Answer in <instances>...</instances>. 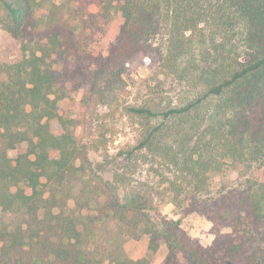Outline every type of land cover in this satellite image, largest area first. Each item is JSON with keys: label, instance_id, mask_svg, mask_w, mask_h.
<instances>
[{"label": "trees", "instance_id": "1", "mask_svg": "<svg viewBox=\"0 0 264 264\" xmlns=\"http://www.w3.org/2000/svg\"><path fill=\"white\" fill-rule=\"evenodd\" d=\"M110 2L97 1L102 27ZM115 5L123 23L94 79L104 77L111 89L135 55L155 52L168 85L160 88L164 96L125 107L142 127L126 155L160 149V169L168 173L164 179L174 187L176 202L208 190L207 173L226 163L264 173V0H116ZM64 6V1L47 6L44 0H0L3 26L14 37L21 38L29 23L41 27L39 39L22 45L28 51L22 59L0 63L6 76L0 82V218L13 215L12 224H0V264H97L84 256L83 234L65 211L81 179L76 161L85 146L75 141V118L60 108L66 93L55 87L67 71L59 64L76 32L78 7ZM85 15L86 21L92 17L87 10ZM108 64L121 67L107 73ZM22 143V152L8 154ZM52 149L58 151L55 158ZM237 192L212 210V221L232 230L216 232L211 245L188 236L180 218L161 217L143 223L150 237L144 257L119 255L106 264H152L156 236L167 245L162 264H264V235L253 242L239 232L246 218L264 222V181L246 195ZM73 198L80 205V195ZM144 201L138 192L124 194L120 203L116 199L121 211H140Z\"/></svg>", "mask_w": 264, "mask_h": 264}, {"label": "rangeland", "instance_id": "2", "mask_svg": "<svg viewBox=\"0 0 264 264\" xmlns=\"http://www.w3.org/2000/svg\"><path fill=\"white\" fill-rule=\"evenodd\" d=\"M62 1L65 8L69 3L78 7L73 15L76 32L71 46H68L64 63L59 64L61 69L64 65L67 71H62L55 87L66 93L67 99L60 101V108L75 118V141L85 146L76 161V165L82 167L81 179L72 188V196L65 208V211L72 212L83 234L81 249L84 256L97 264H106L119 255L133 259L144 257L148 253L150 237L143 223H156L161 217L180 218V228L188 236L202 246L211 245L216 232L227 233L232 230L231 226L214 223L212 210L220 203L232 201L230 197L233 194L238 196V190L240 194L246 195L249 187L264 181V173H251V168L245 165L226 163L218 171L207 173L209 191L195 195L188 193L181 195L178 202L174 201V187L168 186L164 179L168 173L166 169H160V149L133 150L130 155L125 153L133 149L142 130L138 118L131 116L125 107L141 103L151 96H164L168 88L167 84L162 83L164 77L156 67L160 56L155 52L135 55L121 69V80L109 89L104 77L94 79V72L100 59L108 54L123 23L115 5L116 0H110L108 4V19L103 27L105 18L96 16L100 10L98 0H84V9H81L83 2L80 0H44V3L49 6L52 2L59 4ZM85 10L92 14L89 21H86ZM67 13L70 11L67 10ZM1 16L0 63H14L28 53L22 47L23 44L30 46V42H26L28 38H40L41 27L29 23L22 30V37L17 38L3 26ZM120 67L108 64L107 73ZM5 78L4 72L0 71V82ZM160 88L164 90L163 93ZM82 98L85 102L75 104L76 100ZM25 146L22 143L8 150V154L15 156ZM121 150L125 154L118 155ZM49 155L55 158L58 151L52 149ZM116 155V159H113ZM255 174L257 177L254 178ZM178 184L185 187V181ZM136 192L145 200V207L140 211H121L116 203L117 197L120 203L124 194ZM78 194L80 205L73 198ZM12 222L11 213L3 214L0 218V224L10 225ZM263 230L264 222L256 225L246 218L239 232L245 239L251 237L250 240L257 242L264 235ZM155 242L157 250L151 262L162 264L168 251L167 245L160 236H156ZM177 256L182 260L181 253L178 252Z\"/></svg>", "mask_w": 264, "mask_h": 264}]
</instances>
